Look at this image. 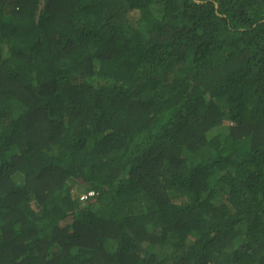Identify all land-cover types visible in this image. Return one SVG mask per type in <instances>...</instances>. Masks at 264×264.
I'll use <instances>...</instances> for the list:
<instances>
[{
  "label": "trees",
  "instance_id": "1",
  "mask_svg": "<svg viewBox=\"0 0 264 264\" xmlns=\"http://www.w3.org/2000/svg\"><path fill=\"white\" fill-rule=\"evenodd\" d=\"M0 264H264V0H0Z\"/></svg>",
  "mask_w": 264,
  "mask_h": 264
},
{
  "label": "built area",
  "instance_id": "2",
  "mask_svg": "<svg viewBox=\"0 0 264 264\" xmlns=\"http://www.w3.org/2000/svg\"><path fill=\"white\" fill-rule=\"evenodd\" d=\"M92 195H93L92 193L89 194V196H92ZM83 198H87V196H84ZM83 198H82V199H83Z\"/></svg>",
  "mask_w": 264,
  "mask_h": 264
},
{
  "label": "water",
  "instance_id": "3",
  "mask_svg": "<svg viewBox=\"0 0 264 264\" xmlns=\"http://www.w3.org/2000/svg\"><path fill=\"white\" fill-rule=\"evenodd\" d=\"M199 2V1H198ZM216 7L218 8V4H216Z\"/></svg>",
  "mask_w": 264,
  "mask_h": 264
}]
</instances>
